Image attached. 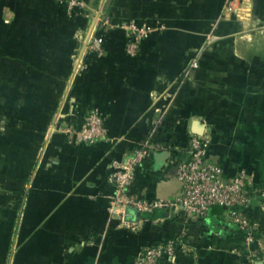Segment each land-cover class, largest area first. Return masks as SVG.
Returning <instances> with one entry per match:
<instances>
[{
	"label": "crops",
	"instance_id": "1",
	"mask_svg": "<svg viewBox=\"0 0 264 264\" xmlns=\"http://www.w3.org/2000/svg\"><path fill=\"white\" fill-rule=\"evenodd\" d=\"M98 14L163 28L130 56L124 32L100 23L103 54L87 57L69 84ZM93 107L105 112L107 137L72 144L64 129ZM195 132L209 133V158L226 174L264 186V0H83L73 14L53 0H0V264H129L178 234L186 243L176 264H250L221 205L198 221L172 208L126 219L133 227L108 217L113 160L172 135L130 189L169 199L180 189L170 160L188 156ZM248 212L264 238V197Z\"/></svg>",
	"mask_w": 264,
	"mask_h": 264
},
{
	"label": "built area",
	"instance_id": "2",
	"mask_svg": "<svg viewBox=\"0 0 264 264\" xmlns=\"http://www.w3.org/2000/svg\"><path fill=\"white\" fill-rule=\"evenodd\" d=\"M53 1L60 4L68 14L79 11L83 6V0ZM99 14L80 39L68 76L69 84L76 80L87 57L103 54L102 37L97 32L100 23L124 32V50L130 56L139 53L142 40L152 31L163 28L162 24L138 22L132 18L114 22ZM105 119V112L99 107H93L86 112L80 126L65 128L64 131L72 144L91 145L107 137ZM210 142L208 132L190 133L187 141L188 156L170 160L169 165L180 181V189L169 199L138 197L130 189L136 169L143 165L153 151L164 150L170 145L160 141L146 142L134 147L121 159L113 160L108 176L112 187L107 207L108 217L117 214L120 222L133 227L134 222H126L125 216V208L131 206L138 211L139 221L148 220L157 209L170 208L178 210L186 221H198L206 217L212 205H221L224 207V222L242 232L239 250L245 261L255 264L264 258V238L260 222L251 216L248 209L255 200L264 197V186H258L251 176L243 172L226 174L218 162L209 158ZM185 243L182 234L159 239L139 249L129 264H176L177 253Z\"/></svg>",
	"mask_w": 264,
	"mask_h": 264
},
{
	"label": "trees",
	"instance_id": "3",
	"mask_svg": "<svg viewBox=\"0 0 264 264\" xmlns=\"http://www.w3.org/2000/svg\"><path fill=\"white\" fill-rule=\"evenodd\" d=\"M162 139H160L159 141L166 144V145H169L171 142H169L171 140V138H173V136L171 135L170 137L169 136H166V138L164 139V137H161ZM172 145V143L170 144ZM149 159V158H148ZM147 162V159L144 161L143 165H145V163ZM141 166V167H142ZM232 238H234L238 244V246L241 245V240H242V232L235 229V228H231V234ZM173 236V235H171Z\"/></svg>",
	"mask_w": 264,
	"mask_h": 264
},
{
	"label": "water",
	"instance_id": "4",
	"mask_svg": "<svg viewBox=\"0 0 264 264\" xmlns=\"http://www.w3.org/2000/svg\"><path fill=\"white\" fill-rule=\"evenodd\" d=\"M196 133H199V132H196ZM166 152H165V155H168L169 156V153L168 152L166 153ZM162 157H164V155ZM159 165H160V163L157 166L159 167ZM125 213L130 214V217H126V219L127 220H130V221L133 220L131 218H133V217L136 218V216L138 215V211L136 210V208L131 207V206H128V207L125 208Z\"/></svg>",
	"mask_w": 264,
	"mask_h": 264
}]
</instances>
